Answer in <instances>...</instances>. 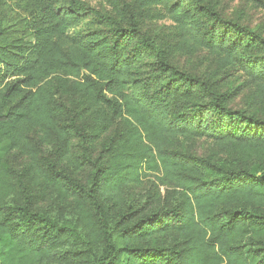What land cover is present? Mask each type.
<instances>
[{
    "label": "trees",
    "instance_id": "trees-1",
    "mask_svg": "<svg viewBox=\"0 0 264 264\" xmlns=\"http://www.w3.org/2000/svg\"><path fill=\"white\" fill-rule=\"evenodd\" d=\"M111 6L0 0L20 15L0 18V264H264V31L213 0ZM166 18L165 40L144 30ZM200 51L214 76L178 66ZM149 173L173 191L131 200Z\"/></svg>",
    "mask_w": 264,
    "mask_h": 264
},
{
    "label": "rangeland",
    "instance_id": "rangeland-1",
    "mask_svg": "<svg viewBox=\"0 0 264 264\" xmlns=\"http://www.w3.org/2000/svg\"><path fill=\"white\" fill-rule=\"evenodd\" d=\"M86 2L91 7H94L100 11L109 12L111 11V2L122 1V0H81ZM132 1V0H127ZM214 3L219 7L220 12L228 18H235L240 20L243 24L251 28H259L264 31V9L257 8L254 4L248 0H213ZM5 17V21L11 24H16L20 18V15L9 11L4 7H0V18ZM88 19L83 20L78 28H87L86 23ZM144 30L150 32L153 35H157L161 40H165L167 37L174 32V22L171 18H166L161 21L147 22L144 25ZM20 32L18 33V36ZM31 40V39H29ZM150 59L140 63L139 74L145 75L147 73L146 68L149 67ZM177 64L180 68L185 71L191 72L198 75H215L216 71V58L207 51H200L193 57L180 56L177 59ZM137 77V76H135ZM220 81L221 87L225 90L226 88L236 89L240 87L243 92L236 98L235 103L239 106L245 105L249 88L247 86L246 77L243 71L232 70L225 76H217ZM59 102H64L66 105L73 106L76 102L75 98L61 97ZM123 128V126H119ZM178 147L197 154L199 156L211 155L214 151V146L209 139L201 140H187L182 139ZM11 158L16 165L29 164L30 161L26 156H21L18 152L13 153ZM129 198L131 200L142 201L143 198L148 195H159L160 198H166L173 189L168 188L160 184L156 176L147 174L144 176L143 183L139 186H133L129 190ZM41 197V196H40Z\"/></svg>",
    "mask_w": 264,
    "mask_h": 264
}]
</instances>
